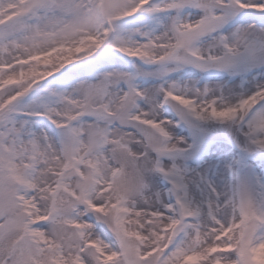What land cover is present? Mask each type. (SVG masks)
<instances>
[{
	"label": "snow or ice",
	"instance_id": "obj_1",
	"mask_svg": "<svg viewBox=\"0 0 264 264\" xmlns=\"http://www.w3.org/2000/svg\"><path fill=\"white\" fill-rule=\"evenodd\" d=\"M0 264H264V0H0Z\"/></svg>",
	"mask_w": 264,
	"mask_h": 264
}]
</instances>
